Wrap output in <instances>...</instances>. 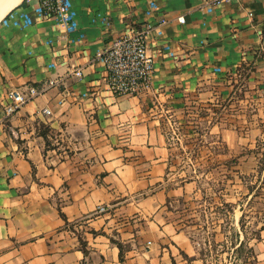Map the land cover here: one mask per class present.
I'll return each instance as SVG.
<instances>
[{
    "label": "crops",
    "instance_id": "crops-1",
    "mask_svg": "<svg viewBox=\"0 0 264 264\" xmlns=\"http://www.w3.org/2000/svg\"><path fill=\"white\" fill-rule=\"evenodd\" d=\"M150 1L72 0L85 34L79 44H48L63 31L53 19L33 16L25 28L0 22V264L198 261L189 232L165 214L190 184L166 183L172 148L164 116L191 98L243 107L252 96L261 100L264 134V0L212 12L201 0H154L170 21L151 42V87L116 95L96 51L127 23H142ZM37 4L22 0L11 10L32 13ZM79 66L81 77L67 75ZM29 86L46 90L6 116L8 91ZM221 125L233 135L242 127Z\"/></svg>",
    "mask_w": 264,
    "mask_h": 264
},
{
    "label": "rangeland",
    "instance_id": "rangeland-1",
    "mask_svg": "<svg viewBox=\"0 0 264 264\" xmlns=\"http://www.w3.org/2000/svg\"><path fill=\"white\" fill-rule=\"evenodd\" d=\"M247 99L242 107L191 98L164 116L172 148L166 183L190 184L184 195L169 199L165 214L191 235L195 264H258L248 246L258 256L264 239V134L261 100ZM230 122L242 126L234 135L221 125ZM241 240L246 246L236 251Z\"/></svg>",
    "mask_w": 264,
    "mask_h": 264
},
{
    "label": "built area",
    "instance_id": "built-area-1",
    "mask_svg": "<svg viewBox=\"0 0 264 264\" xmlns=\"http://www.w3.org/2000/svg\"><path fill=\"white\" fill-rule=\"evenodd\" d=\"M238 0H201L207 12H212L216 7ZM160 5L151 0L145 10V20L142 23H127L125 31L115 37L109 46L96 51V59L100 61L107 73L110 90L116 95H137L151 87L155 70V58L151 53V42L164 37L166 26L170 18L158 13ZM49 18L63 27L62 33L57 38L47 40L48 44L59 45L62 42L70 44L82 43L85 34L79 32L78 14L72 0H38L32 13L25 10H11L1 19V24L15 25L25 28L33 24L34 18ZM180 23L186 21L182 14L177 17ZM164 48L173 55L169 43ZM73 74L81 77L83 67L71 70L67 75ZM66 75V76H67ZM65 77L53 78L49 86L56 85ZM46 88L14 87L8 91V103L5 106V115L10 116L17 112L27 102L42 94ZM45 112H49L45 109ZM105 206H99L98 211L104 212Z\"/></svg>",
    "mask_w": 264,
    "mask_h": 264
},
{
    "label": "bare ground",
    "instance_id": "bare-ground-1",
    "mask_svg": "<svg viewBox=\"0 0 264 264\" xmlns=\"http://www.w3.org/2000/svg\"><path fill=\"white\" fill-rule=\"evenodd\" d=\"M21 1L22 0H0V19Z\"/></svg>",
    "mask_w": 264,
    "mask_h": 264
},
{
    "label": "trees",
    "instance_id": "trees-1",
    "mask_svg": "<svg viewBox=\"0 0 264 264\" xmlns=\"http://www.w3.org/2000/svg\"><path fill=\"white\" fill-rule=\"evenodd\" d=\"M257 236H256V238H257V240L261 237L260 236V232H259V230L257 231ZM234 246L236 247L235 248V250L237 251H239V249L241 248V247H243V246H246V241L245 240H241L239 243H235L234 244ZM248 250H249V255H251V256H253V259L255 260V262L257 261V259H258V256H257V253H256V250H255V248L253 247V246H248Z\"/></svg>",
    "mask_w": 264,
    "mask_h": 264
}]
</instances>
